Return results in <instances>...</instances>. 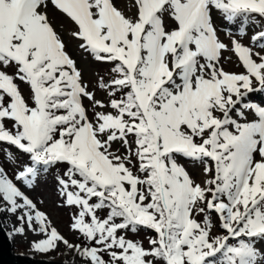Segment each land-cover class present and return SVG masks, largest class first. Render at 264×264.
<instances>
[{"label": "snow or ice", "instance_id": "obj_1", "mask_svg": "<svg viewBox=\"0 0 264 264\" xmlns=\"http://www.w3.org/2000/svg\"><path fill=\"white\" fill-rule=\"evenodd\" d=\"M49 3L74 22L81 49L113 63L117 78L98 84L112 111H95L105 104L82 83L50 23ZM132 8L126 16L112 0H0V67L15 69L0 70V142L29 157L11 178L0 166V211L20 212L17 219L42 235L34 251L63 244L83 264H264L256 247L264 240V106L244 102L264 91V29L251 37L258 51L233 40L245 71L226 73L218 65L227 45L212 15L238 21L243 35L260 27L264 0H134ZM16 80L29 86L28 101ZM83 98L92 102V119ZM114 142L126 154L113 152ZM181 158L203 164L205 174L214 162L207 186L195 183ZM58 164L67 166L60 194L79 210L71 228L88 246L69 243L14 182L31 185ZM210 211L224 235H211ZM140 228L155 233L148 249L118 235Z\"/></svg>", "mask_w": 264, "mask_h": 264}, {"label": "rangeland", "instance_id": "obj_2", "mask_svg": "<svg viewBox=\"0 0 264 264\" xmlns=\"http://www.w3.org/2000/svg\"><path fill=\"white\" fill-rule=\"evenodd\" d=\"M114 6L124 13L126 16L132 15V5L134 0H112ZM47 15L49 17L50 23L53 25L54 30L60 35L62 42L65 44V51L70 56L71 59L75 61L77 69L81 72L82 83L87 86L88 91L92 92L96 100H99L105 104L104 109L96 108L95 111H112L107 105L110 102L111 97H109L105 90L101 89L98 84L103 78V82L110 84L111 81L116 77V74L112 72L113 63L110 62H100L92 58V56L79 47L81 41L73 35L77 30L74 22L70 21L64 14L59 13L58 10L54 9V6L49 3L47 8ZM213 22L217 29L218 39L227 45V50L221 51V57L219 61V67H222L226 73H243L245 70L240 63L238 57L234 53L233 40L238 41L244 46L252 47L254 51H258L255 45L251 42V37L258 31L264 29V20H261L260 27L255 24H251L247 27L245 34L241 35L239 31V22L228 23L215 11L213 12ZM164 23L167 29L173 26V22L167 15L164 17ZM203 63V61H201ZM0 70L6 71L9 75H13L15 72L14 68L9 67L8 69ZM15 83L19 86L22 95L28 101L30 96V88L23 82L16 80ZM255 86V84H254ZM120 93H117L116 99L120 98ZM245 103H253L258 106H264V91L257 90L252 93L247 94L244 98ZM82 103L87 110V114L90 119L94 117V110L92 102L86 98L82 99ZM240 110L245 111L247 114V120L251 121L254 117L251 111L244 109L242 105L237 106ZM219 115V114H218ZM233 119H237L238 122H246L239 118L235 111L230 113ZM6 128L11 129V123L5 122ZM231 130V129H230ZM111 150L116 154H126L125 149L121 146L120 142H114L112 144ZM6 152H10L14 159L9 160L7 158ZM256 159H260L257 155ZM29 162V157L22 154L14 146H11L5 142H0V166H2L8 176L11 178L15 172H18L20 168L26 166ZM135 163V162H134ZM180 163L185 167L186 171L189 173L190 177L195 181V183L200 184L201 187H205L206 181L211 179L214 175V162L209 161L208 166L212 168V172L207 174L204 173L203 164L193 163L190 160L181 158ZM66 165H55L50 167L47 171L38 172L36 179L31 185H23L19 181H14L17 186L21 188V191L35 204L36 209L40 212L46 214L51 225L54 226L59 234H61L69 243L73 245L88 246L87 241L76 231H73L71 225L73 224L74 217L78 213V209L74 206H68L64 202V197L60 194V186L58 184V179L63 176V172L66 169ZM138 163L136 167L133 168L134 174H139ZM210 199V194L208 195ZM95 202V199L92 201ZM204 206V205H201ZM207 211V210H206ZM108 209H102L97 212V216L101 219L105 218ZM7 216V223L5 224L6 230L11 234L13 249H15L16 254H21L23 256L27 255L33 259L39 260H50V261H61L69 262L73 260L74 251L69 250L63 244H60L58 249L55 251H50L47 254H42L34 251L32 248L33 241H38L43 238L42 235L33 232L27 227L26 223H23L17 219V216L21 214H12L9 212H4ZM205 213L194 214L195 219L198 222H202ZM209 220L212 223L211 235L213 237L222 236L225 234V230L220 227V221L218 214L214 211L208 212ZM117 223L120 221L117 220ZM24 228L23 234H17L16 229ZM118 235H124L126 239L132 240L134 242L139 241L142 243L145 249L150 247L148 241L149 238H155V233L152 230H145L140 228L137 232L133 233L130 230L118 233ZM230 243H236L235 240H230ZM257 249L264 254V240L256 244ZM106 261L110 260V257L104 255Z\"/></svg>", "mask_w": 264, "mask_h": 264}, {"label": "water", "instance_id": "obj_3", "mask_svg": "<svg viewBox=\"0 0 264 264\" xmlns=\"http://www.w3.org/2000/svg\"><path fill=\"white\" fill-rule=\"evenodd\" d=\"M0 264H72L68 262H55L50 260L33 259L30 256L16 254L13 249L12 238H10L6 227L0 217Z\"/></svg>", "mask_w": 264, "mask_h": 264}, {"label": "bare ground", "instance_id": "obj_4", "mask_svg": "<svg viewBox=\"0 0 264 264\" xmlns=\"http://www.w3.org/2000/svg\"><path fill=\"white\" fill-rule=\"evenodd\" d=\"M4 212L5 211H0V217H1L2 221H3L4 226H5V224L7 223L8 219H7V216H5ZM9 236L11 238V234L10 233H9ZM68 263H72V264H83V261H82V258L79 257L78 254H76L74 252V258H73V260H69Z\"/></svg>", "mask_w": 264, "mask_h": 264}]
</instances>
